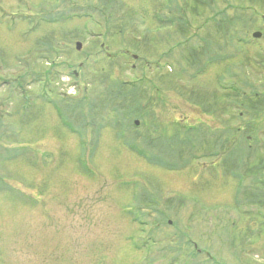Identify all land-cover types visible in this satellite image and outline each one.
I'll list each match as a JSON object with an SVG mask.
<instances>
[{"label":"rangeland","instance_id":"1","mask_svg":"<svg viewBox=\"0 0 264 264\" xmlns=\"http://www.w3.org/2000/svg\"><path fill=\"white\" fill-rule=\"evenodd\" d=\"M0 264H264V0H0Z\"/></svg>","mask_w":264,"mask_h":264},{"label":"flooded vegetation","instance_id":"2","mask_svg":"<svg viewBox=\"0 0 264 264\" xmlns=\"http://www.w3.org/2000/svg\"><path fill=\"white\" fill-rule=\"evenodd\" d=\"M207 60H210V59H214V58H217L218 60V63L220 62V60H222L224 58V51H220L219 53L215 54V55H212L211 53H208V55L206 56ZM223 70V67L222 69ZM218 75H222V74H218ZM62 101H64V94L62 95ZM251 111V110H250ZM242 113L241 111H239V114ZM251 113V112H250Z\"/></svg>","mask_w":264,"mask_h":264},{"label":"water","instance_id":"3","mask_svg":"<svg viewBox=\"0 0 264 264\" xmlns=\"http://www.w3.org/2000/svg\"><path fill=\"white\" fill-rule=\"evenodd\" d=\"M75 46H76V48H79L80 43H79V42H76V43H75Z\"/></svg>","mask_w":264,"mask_h":264}]
</instances>
